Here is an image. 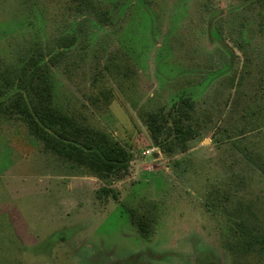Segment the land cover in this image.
I'll return each mask as SVG.
<instances>
[{
	"label": "rangeland",
	"instance_id": "374dc122",
	"mask_svg": "<svg viewBox=\"0 0 264 264\" xmlns=\"http://www.w3.org/2000/svg\"><path fill=\"white\" fill-rule=\"evenodd\" d=\"M32 71L125 170L93 172L31 128L15 87ZM214 247L217 264H264V0H0V264Z\"/></svg>",
	"mask_w": 264,
	"mask_h": 264
},
{
	"label": "trees",
	"instance_id": "16d2710c",
	"mask_svg": "<svg viewBox=\"0 0 264 264\" xmlns=\"http://www.w3.org/2000/svg\"><path fill=\"white\" fill-rule=\"evenodd\" d=\"M42 79V80H41ZM52 83L39 76L37 71L19 77L16 81L15 92L18 94L15 105L28 118L32 129H39L47 135V141L57 146L55 150H64L77 154L89 162L93 172H106L108 175L125 170L132 161V156L121 148L113 139L101 131H94L85 125L76 123L70 116L52 107ZM40 91L49 93L44 109L38 103ZM11 98V97H10ZM60 148V149H59ZM241 235H245L241 229ZM52 244V243H51Z\"/></svg>",
	"mask_w": 264,
	"mask_h": 264
},
{
	"label": "flooded vegetation",
	"instance_id": "af4514ba",
	"mask_svg": "<svg viewBox=\"0 0 264 264\" xmlns=\"http://www.w3.org/2000/svg\"><path fill=\"white\" fill-rule=\"evenodd\" d=\"M194 258L188 257L187 264H217V247H214V250L209 251H198ZM133 257V256H132ZM141 254L135 256V259H140ZM129 261V260H127Z\"/></svg>",
	"mask_w": 264,
	"mask_h": 264
}]
</instances>
